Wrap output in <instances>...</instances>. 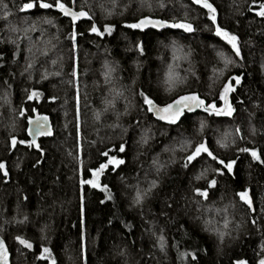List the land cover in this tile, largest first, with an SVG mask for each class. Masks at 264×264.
I'll return each instance as SVG.
<instances>
[{
    "label": "trees",
    "instance_id": "1",
    "mask_svg": "<svg viewBox=\"0 0 264 264\" xmlns=\"http://www.w3.org/2000/svg\"><path fill=\"white\" fill-rule=\"evenodd\" d=\"M25 2L0 0V162L8 172L7 178L0 174V236L12 264H48L47 259L37 258L43 247L51 250L56 264H233L237 259L257 264L264 258V18L254 14L264 0H210L217 8L218 23L238 36L240 57L214 36L204 10L191 0H162L163 8L158 7L160 0H148L151 12L139 6L140 0H117L116 8L111 0H76L74 10L83 7L93 18L77 23L76 30L83 35L77 37L75 51L68 39L70 21L54 10L38 13L57 24L56 28L39 25L44 36L39 30L28 32L29 40L22 31H10L11 27L22 30L37 19L35 10L19 11ZM145 15L187 19L198 30L140 32L123 26ZM92 23L101 30L111 25L113 32L90 34ZM173 43L180 49L178 55L188 54L186 58L172 59ZM218 51L233 63L226 67ZM177 63L175 70L187 79L166 92L167 65ZM106 64L114 68L111 82L104 78ZM42 74L47 79H41ZM232 76H240L239 85L229 81ZM226 81L235 87L229 95L231 117L204 112L164 125L144 110L139 96L144 91L163 105L176 95L195 92L219 106L218 92ZM29 91L39 92V100H28ZM37 115L48 116L54 128L52 138L36 143L39 150L29 147L26 132L28 119ZM226 132L231 135L221 148L217 140ZM12 137L25 143L13 147ZM142 137L146 142H141ZM201 140L218 159L236 161L231 174L206 154L184 167L185 156ZM182 142H188L183 151ZM121 143L126 146L124 153L116 151ZM242 148L257 151L261 160H253ZM109 150L125 160L100 177L110 198L79 184L80 179L91 178L89 169L106 162L100 153ZM212 179L216 186L207 188ZM150 181L156 186L141 203H133L137 189H147ZM194 188H207V199L195 196ZM244 189L252 209L235 195ZM208 219L227 233L223 242L204 230ZM17 236L33 248L18 244ZM160 236L164 251L158 244Z\"/></svg>",
    "mask_w": 264,
    "mask_h": 264
},
{
    "label": "snow or ice",
    "instance_id": "2",
    "mask_svg": "<svg viewBox=\"0 0 264 264\" xmlns=\"http://www.w3.org/2000/svg\"><path fill=\"white\" fill-rule=\"evenodd\" d=\"M76 3V0H27V2L23 3L19 7L20 12H29L32 13L33 10H35L34 14H37V19L33 20L31 24H29L27 27L23 28L22 30L17 27H11L10 31L12 32H23L25 34V39H31V37L27 36L26 34L28 32H37L39 30L41 36H44V29L39 28V25H48L52 28H56L57 24L53 22L52 19H49L46 15L45 16H39L38 13L41 11H53L58 15L65 18H68L70 20V23L72 25V31L68 36V39L72 41V49L75 51L76 49V43H77V37L79 35H83V33H78L76 30V26L78 21L81 20H92V15L84 10L83 7H81L80 10H74L73 5ZM191 4L198 6L200 9L204 10V14L206 15L207 21L210 22L211 29L213 30V34L215 37H218L220 41L224 43V45L228 46L231 49V52L235 54L236 57H240L241 52L239 48V38L236 34L230 32L229 30L225 29L218 23V17H217V8L214 7L213 3L210 2V0H191ZM112 8L118 7L117 0H111ZM141 8L147 7L148 11H152L151 3L148 2V0H140ZM6 8L7 6L4 5ZM101 8H103V5H100ZM125 7H127L125 5ZM158 7L163 8L164 3L162 0L158 3ZM249 12H252L253 9L249 7ZM108 14H111L110 12ZM255 16L264 18V3H260L258 5V10L255 11ZM9 16V12H4V18L6 19ZM127 29L132 30H139L140 32H144L145 29H156L159 31L160 29H178L181 30L183 33L192 34L196 32L198 29L194 26V24L187 20H172L168 21L165 19L160 18H154L150 15L141 16L138 19H135L131 23H126L123 25ZM207 27V26H206ZM88 32L90 34H95L96 36H103L104 34L111 35L113 32V28L111 25H105L103 29L97 27L95 23H92L90 27L88 28ZM55 35H53V39H56ZM11 43H15V41H10ZM43 43L46 45L51 44L50 40H44ZM52 47H55L54 44L51 45ZM136 49L143 54V49L139 43L135 45ZM173 55L172 59L174 61H179L181 58H186L188 54H185L184 57H181L178 55L180 52V49L176 47L173 43ZM42 54L47 55L46 52L42 50ZM217 56L220 57L225 66L232 64L233 61L231 58L226 56L223 52H217ZM55 63V61H53ZM28 68H31L32 65L29 64L27 66ZM179 67V64L176 65L168 64L167 65V71L164 73V79L163 84L165 86L166 92H172L176 87L183 85L187 77H181L179 73L175 70ZM114 71V68L109 67L107 64L105 65V71H104V78L106 82H111V73ZM53 75H59V73H53ZM72 76H77V71L75 66H73V70L71 73ZM41 79H47V76L43 75L41 76ZM240 76H232L229 78V81H234L236 85L240 84ZM235 91V87L231 82H224L222 84V87L219 89L218 92V100L220 102V105L217 106L216 102H207L206 99L201 98L200 95H198L195 92H188L182 95H176L175 98L171 99L170 102L164 103L162 106L159 105L154 101V99L150 98L149 95H146L144 91H140L139 96L142 100L143 105L145 106V109L148 113H151L158 121H163L164 123L168 125H175L178 121H180L181 117L185 114V112H193L195 109H200L203 112H206L208 115L212 116H226L231 117L234 112V108L232 104L229 101V95ZM117 95H122V93L117 92ZM40 93L37 91H29L27 94L28 100H39ZM78 102V100H77ZM127 110V108L125 109ZM20 114H24V110L20 109ZM95 119L99 120L100 116L99 114H95ZM48 118L43 115H37L34 119H28V133L33 138L31 141H29V147H36L39 150V145L36 144L35 137L37 136H50L52 134L51 128L48 126ZM204 127L203 121L201 122V128ZM254 131V130H253ZM239 128L236 129V135H239ZM231 134L225 133L224 137L222 139L217 140V143L221 148L226 147L228 141V138ZM141 142H146V138L142 137ZM18 143L23 144L25 143L24 140L18 141L15 137H12L11 144L13 147H15ZM188 142H182L180 146V150L183 151L185 147L187 146ZM126 150V146L124 143H121L116 148V151L119 153H124ZM109 151H103L100 153L101 156L106 157V162H102L99 164L98 167L94 169H89L88 171L91 172V178L90 179H80L79 184L81 187L84 185H87L93 189H99L100 191L105 193V196L110 198L108 196V190L107 185H102L100 181L101 175L105 173L106 169H109V166H111V170L117 169L120 165H123L125 163L124 159L118 158L117 155H110ZM175 151V149H173ZM241 152L248 153L253 160L260 161L261 157L260 154L257 153L255 150H249L247 148L240 149ZM201 154H206L208 157H210L213 161L216 162V164L222 166L224 169L227 170L228 174H231L233 172V165L235 164V160H223L218 159L216 155L213 154L212 151H210L209 146L203 141H199L195 143V145L192 147V150L185 156V160L187 163L184 165V167H187L189 164H192L193 161H196L197 158L201 157ZM19 167V165H17ZM215 171L220 174L224 175L223 172L220 171V168L215 169ZM0 174H3L5 178L8 177V172L6 170V166L3 162H0ZM203 175V172L196 176L195 179H200ZM217 184V181L215 179H212L208 182L207 188H213ZM155 181L149 182V187L147 189H144L143 191L137 189L135 196L133 197V203L139 204L143 200V198L151 191L152 188H154ZM206 189L201 188H194L193 191L195 193V196L207 199L208 197V191ZM235 195L239 198V201L246 205L248 209H252L253 202L249 195V192L247 189L238 191L235 193ZM26 199V197H25ZM226 212L227 209H224ZM204 230L210 231L217 235L218 239L223 242L225 236L227 233L223 230L217 229L214 226V221L211 219L205 220L204 222ZM255 223V222H253ZM229 224V220L227 216L225 215L223 217V227L224 229H227ZM41 233H43L44 229H40ZM43 238V237H42ZM16 241L18 244L22 245L25 249L31 250L33 248L32 243H30L28 240L17 236ZM158 244L160 246L161 251H164V238L163 236H160L158 238ZM79 249H80V256L81 258L84 256L85 252V237H84V225L81 223L80 228V235H79ZM262 251H264V248H262ZM122 254V253H121ZM189 255H191L189 253ZM40 260H48V264H56V261L52 259V252L48 247H43L40 250V254L37 257ZM192 259L195 260L196 257L192 256ZM0 264H9V251L5 245V242L3 240H0ZM233 264H247L246 260L237 259L233 262ZM257 264H264V258H260L257 261Z\"/></svg>",
    "mask_w": 264,
    "mask_h": 264
},
{
    "label": "water",
    "instance_id": "3",
    "mask_svg": "<svg viewBox=\"0 0 264 264\" xmlns=\"http://www.w3.org/2000/svg\"><path fill=\"white\" fill-rule=\"evenodd\" d=\"M66 19H68V18H66ZM69 20V19H68ZM70 21V20H69ZM83 20H81V21H78V23L79 22H82ZM166 30H168V29H160L159 31H157L156 29H151V28H149V29H145V31L144 32H146V31H157V32H162V31H166ZM174 30H176V29H174ZM202 98V97H201ZM162 106V105H161ZM199 113H204L202 110H200V109H195L193 112H185V114L181 117V119H180V121H178L177 122V124L178 123H180L183 119H184V117L186 116V115H196V114H199ZM151 114V113H150ZM152 115V114H151ZM153 116V115H152ZM47 118H48V126L51 128V132H52V134L50 135V136H37V137H35V139H36V143L40 140V139H50V138H52L53 136H54V128H53V125H52V122H51V119L48 117V116H46ZM153 118L155 119V120H157L156 118H155V116H153ZM32 119H34V118H32ZM158 121V120H157ZM159 123H161V124H164V125H168V124H166V123H164L163 121H158ZM27 135H28V138L30 139V141H31V139L33 138L32 136H30L29 135V133H28V122H27ZM0 240H3L2 238H1V236H0ZM4 241V240H3ZM5 242V241H4ZM5 245H6V247H7V249H8V251H9V264H12V260H11V253H10V250H9V248H8V246H7V244H6V242H5Z\"/></svg>",
    "mask_w": 264,
    "mask_h": 264
},
{
    "label": "rangeland",
    "instance_id": "4",
    "mask_svg": "<svg viewBox=\"0 0 264 264\" xmlns=\"http://www.w3.org/2000/svg\"><path fill=\"white\" fill-rule=\"evenodd\" d=\"M110 167H111V166H109V168H110ZM106 170H108V169H106ZM106 170H105V171H106Z\"/></svg>",
    "mask_w": 264,
    "mask_h": 264
}]
</instances>
